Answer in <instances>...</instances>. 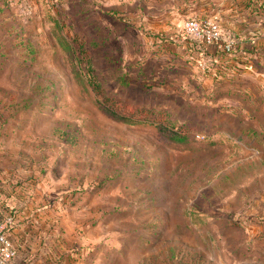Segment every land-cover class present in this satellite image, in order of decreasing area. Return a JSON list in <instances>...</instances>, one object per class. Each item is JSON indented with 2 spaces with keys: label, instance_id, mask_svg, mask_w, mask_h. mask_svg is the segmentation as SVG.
<instances>
[{
  "label": "rangeland",
  "instance_id": "1",
  "mask_svg": "<svg viewBox=\"0 0 264 264\" xmlns=\"http://www.w3.org/2000/svg\"><path fill=\"white\" fill-rule=\"evenodd\" d=\"M241 2L0 0V199L36 264H264V62L199 70L183 32Z\"/></svg>",
  "mask_w": 264,
  "mask_h": 264
},
{
  "label": "crops",
  "instance_id": "2",
  "mask_svg": "<svg viewBox=\"0 0 264 264\" xmlns=\"http://www.w3.org/2000/svg\"><path fill=\"white\" fill-rule=\"evenodd\" d=\"M255 9L254 12H251L242 0L241 3H238L236 11H228L225 16V23L222 25L223 32L236 40L235 51H238L232 59L224 53L220 54L229 73L237 70L238 63L243 66L251 65V69L255 70L264 62V10ZM209 51L212 56L217 52L213 48H210ZM5 205L0 199V206L6 207ZM18 228L15 227L10 233V238L17 251L12 264H36L34 245L23 238L25 235L21 232L22 228Z\"/></svg>",
  "mask_w": 264,
  "mask_h": 264
},
{
  "label": "built area",
  "instance_id": "3",
  "mask_svg": "<svg viewBox=\"0 0 264 264\" xmlns=\"http://www.w3.org/2000/svg\"><path fill=\"white\" fill-rule=\"evenodd\" d=\"M183 32L187 42L194 44L197 48L194 52L199 70L204 71L208 64L214 62L211 57L212 54H209L210 48L221 51L230 59L238 52L235 51L236 40L225 34L218 24L210 19L186 20L183 24ZM241 67L243 68V65ZM12 224L13 219L7 208L0 206V264H12L17 254L10 238L9 227Z\"/></svg>",
  "mask_w": 264,
  "mask_h": 264
},
{
  "label": "trees",
  "instance_id": "4",
  "mask_svg": "<svg viewBox=\"0 0 264 264\" xmlns=\"http://www.w3.org/2000/svg\"><path fill=\"white\" fill-rule=\"evenodd\" d=\"M190 48L195 51L197 48L194 44H189ZM236 56V55H235ZM241 68V64L238 63V65L236 66V69L240 70ZM110 104L109 106H107L106 108H104V110L108 113L109 116H111L112 118L121 121L123 123L126 124H138L140 123L142 120V118H145L147 110L145 109H139V108H133L130 106H122L123 109L121 111H119V109L121 108V106L119 104H117L114 100H109ZM134 112H136L137 115L134 114ZM182 134H180L179 132L174 134V140L176 141H182L183 140V136H181ZM3 207V206H1Z\"/></svg>",
  "mask_w": 264,
  "mask_h": 264
}]
</instances>
